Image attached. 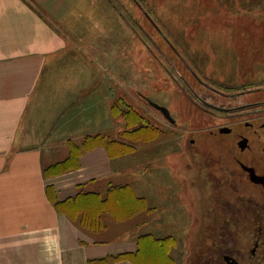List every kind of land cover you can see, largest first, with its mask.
Instances as JSON below:
<instances>
[{
    "label": "rangeland",
    "instance_id": "1",
    "mask_svg": "<svg viewBox=\"0 0 264 264\" xmlns=\"http://www.w3.org/2000/svg\"><path fill=\"white\" fill-rule=\"evenodd\" d=\"M90 14L96 46L81 49V68L94 71L90 82L98 95H111L112 113L113 107L130 108L142 117L136 125L145 126L133 150L114 161V176L95 185H128L146 211L132 208L127 218L102 214L107 230L91 233L96 242H116L131 231L137 245L144 236L143 254L130 255L137 264H163L158 249L148 247L151 238L172 239L171 264H225L226 254L240 264H264L261 247L251 254L259 237L252 233L264 223L242 219L237 226L230 219L213 226L216 213L204 217V184L219 175L214 155L204 150V103L198 99L209 80L256 89L264 102V0H95ZM149 102L167 108L174 124ZM127 116L112 115L107 130L96 135L105 143L120 139L121 131L136 127H125L133 119ZM84 186L90 190L92 184ZM233 205L240 206L236 198ZM231 206L221 210L224 216L232 214ZM114 209L124 213L122 205ZM249 215L246 210L244 218ZM225 226L235 235H220L230 231Z\"/></svg>",
    "mask_w": 264,
    "mask_h": 264
},
{
    "label": "crops",
    "instance_id": "2",
    "mask_svg": "<svg viewBox=\"0 0 264 264\" xmlns=\"http://www.w3.org/2000/svg\"><path fill=\"white\" fill-rule=\"evenodd\" d=\"M92 4L0 0V264H96L136 249L131 231L116 242H96L48 197V186L62 201L90 183V191L104 198L109 184H95L114 176L120 158L99 146L83 152L76 169L43 172L68 157L66 145L80 144L111 123V95H98L90 82L94 71L80 65L81 49L96 46Z\"/></svg>",
    "mask_w": 264,
    "mask_h": 264
},
{
    "label": "flooded vegetation",
    "instance_id": "3",
    "mask_svg": "<svg viewBox=\"0 0 264 264\" xmlns=\"http://www.w3.org/2000/svg\"><path fill=\"white\" fill-rule=\"evenodd\" d=\"M243 87L231 81L224 84L206 80L204 98L196 94L204 103V138L207 140L204 150L214 155V170L219 175L209 180L206 178L204 184V217L210 218L216 213L214 222H210L213 226L230 219L237 226L242 219L254 226L264 223V102L257 99L259 91ZM259 89L264 91L263 87ZM224 191L230 192L231 197L224 196ZM234 198L240 206H231ZM228 206L234 211L225 217L221 210ZM246 210L251 213L249 219L244 218ZM219 233L216 231L211 235ZM232 234L235 232L231 230L220 233ZM252 234L259 235L251 250L253 255L260 247L264 250V239L260 237L264 235V229ZM227 256L230 261L240 264L229 254L222 258L225 264Z\"/></svg>",
    "mask_w": 264,
    "mask_h": 264
},
{
    "label": "trees",
    "instance_id": "4",
    "mask_svg": "<svg viewBox=\"0 0 264 264\" xmlns=\"http://www.w3.org/2000/svg\"><path fill=\"white\" fill-rule=\"evenodd\" d=\"M122 114L127 116L126 118H133L132 120H126L125 127L132 128L131 130L124 129L120 132L119 138L111 141H106L100 135H90L84 138V141L80 144L69 146V154L66 159L53 164L52 167H48L47 171L44 172V176L55 175L58 173L68 172V170L76 169L79 167V159L83 152L89 151L99 146H104L108 155L112 158H121L123 154H127L129 151L133 150V143L138 140V136L143 132L144 125L137 126V121L139 122V117L134 114L132 109L127 108L125 112L119 109V107H113V115L117 116ZM131 114V115H129ZM142 119V117H140ZM134 121V122H133ZM90 184V183H87ZM108 188L106 191V196L104 198L100 197L99 192L90 191L82 189L84 184H79L77 186V192L73 198H67L62 201H58L55 193L52 191V187L48 186V197L50 201L54 204V207L58 212L64 213L66 217L76 225L80 230L89 231L90 233L96 235L100 230L103 229L104 223L102 214H125L124 218H127L132 213L131 209H137L138 211H146V203L144 200L139 198L134 191L128 185H111L108 183ZM85 187V186H84ZM124 213L120 210L114 208L120 207ZM154 208H150L153 210ZM148 210V209H147ZM112 215V214H111ZM149 238H151L149 236ZM139 241L141 245L139 244ZM155 244L156 247L151 245ZM151 246V247H150ZM148 247L158 249V254L160 261L163 264H171L172 257L168 252V248L172 247V239L162 238L155 239L151 238ZM144 251V236H141L136 245V251L131 253H119L116 255H111L107 258L96 259V264H107L114 263L117 261L128 260L133 264L137 262L130 256L135 255L139 257ZM93 261H90L92 263Z\"/></svg>",
    "mask_w": 264,
    "mask_h": 264
},
{
    "label": "water",
    "instance_id": "5",
    "mask_svg": "<svg viewBox=\"0 0 264 264\" xmlns=\"http://www.w3.org/2000/svg\"><path fill=\"white\" fill-rule=\"evenodd\" d=\"M149 104L156 110H158V112L162 113L163 117L169 121L170 123H174V120L172 119V117L170 116V113L168 111L167 108L163 107V106H159L155 103L149 102ZM230 257H225V261L227 262V264H237L234 260L229 259ZM232 259V258H231Z\"/></svg>",
    "mask_w": 264,
    "mask_h": 264
}]
</instances>
